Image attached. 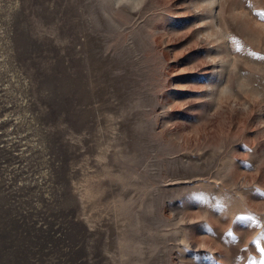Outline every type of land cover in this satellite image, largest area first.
<instances>
[{"label": "rangeland", "instance_id": "1", "mask_svg": "<svg viewBox=\"0 0 264 264\" xmlns=\"http://www.w3.org/2000/svg\"><path fill=\"white\" fill-rule=\"evenodd\" d=\"M0 264H264V0H0Z\"/></svg>", "mask_w": 264, "mask_h": 264}]
</instances>
